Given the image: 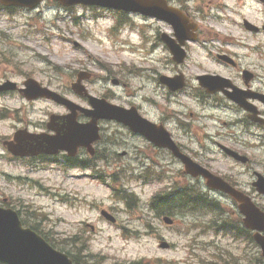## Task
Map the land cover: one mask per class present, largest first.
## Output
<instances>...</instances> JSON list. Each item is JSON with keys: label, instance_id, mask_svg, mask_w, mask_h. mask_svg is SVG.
<instances>
[{"label": "rangeland", "instance_id": "rangeland-1", "mask_svg": "<svg viewBox=\"0 0 264 264\" xmlns=\"http://www.w3.org/2000/svg\"><path fill=\"white\" fill-rule=\"evenodd\" d=\"M204 2L201 6L204 12L194 17L201 27L211 31L212 35L204 31L202 36L212 42L192 45L191 57L206 67L218 69L209 55L214 52L231 55L238 67L226 72L234 74L236 85L243 87L240 71L247 69L254 74L249 89L264 94V32L252 33L243 28L246 20L261 29L263 4L260 0ZM195 4L196 0H190V7ZM113 13L82 6L62 8L53 0H46L34 11H0V76L7 69L15 74L13 80L19 81L21 73H31L38 82L50 84L73 98L70 84L78 71L85 70L94 74L87 84L91 94L111 95L112 103L124 107L132 103L154 120L161 118L157 108L166 109V114L177 113L181 121L190 120L193 113L196 125L206 124L210 129L216 126L225 134L230 129L224 123L229 125L243 119L244 113L239 108L206 113L205 120L196 119L202 113L186 94L168 97L170 103L167 102L164 90L154 78L157 73H172L168 51L157 40L160 33L170 32V27L151 20L146 25L139 16L128 18L133 28L119 26ZM112 78L121 79L124 86H112L109 82ZM19 104L20 101L0 97V106L16 108ZM253 105L264 118V105L256 101ZM49 110H53L50 104H34L28 109L29 117L40 121ZM10 126L9 121L0 122V136L9 134ZM249 131L251 136L246 138L255 149L247 153L256 163L257 173L264 175V127L250 126ZM234 133L241 135L239 130ZM224 163L231 166L227 161ZM2 165L0 161V174L12 172ZM175 168L180 169L178 165ZM178 176L176 172L174 179ZM180 180L178 185L187 183L183 178ZM159 186H142L134 179L127 182L136 197L130 208L114 201L106 188L87 180L74 181L60 193L62 196L54 199H47L37 187H19L5 177L0 192L23 196L40 221L39 227L54 241L73 237L80 250L77 264H254L256 251L233 235L216 231V226H210L212 217L177 216L170 228L152 220L146 205ZM260 202L264 204V199ZM224 206L225 212L233 210L229 202ZM102 208L115 209L117 224L100 217ZM159 237L171 245L168 250L159 249Z\"/></svg>", "mask_w": 264, "mask_h": 264}, {"label": "flooded vegetation", "instance_id": "flooded-vegetation-1", "mask_svg": "<svg viewBox=\"0 0 264 264\" xmlns=\"http://www.w3.org/2000/svg\"><path fill=\"white\" fill-rule=\"evenodd\" d=\"M217 56H215L214 59L218 64L224 65L226 67H235L234 62L220 60ZM199 69V72L201 73L200 75L210 74L216 76L220 74L219 72L210 73L208 70H206L207 72H204L200 67ZM197 77L198 76L195 75L192 79H186V88L191 89V82L194 84L192 89L195 94L191 95V97H195L198 107H201L200 109L202 110H205L206 107L215 108V98L219 96V94L207 95L202 89H200ZM16 93L13 92L12 95H17ZM34 102L35 101L32 103ZM47 102L52 104L50 101ZM57 108L60 109V112L56 113L57 115L67 114V111L64 107L57 106ZM3 112L4 111L0 110V121L5 118ZM51 115L52 113H48L46 118L49 119V116ZM15 118L16 124L11 127V136L6 137L5 140L0 142L1 149H4V141H10L15 131L26 130L30 133L47 134L48 136L43 137L44 143L42 145V149L47 151L55 150V147L49 144L52 141L51 136H53L55 133L48 129V120L45 119L44 121L34 123L31 122L27 116H16ZM76 120L78 123L82 124L87 122L81 113L77 114ZM158 122L168 127V130L173 134L174 139L178 142V147L185 155L189 156L203 167L214 172L211 167H213L215 164L214 162L210 161L209 147L214 146V148H216L218 152L224 157V154L217 148V141L220 139L219 137H209L204 134L201 136L204 129L196 128L192 125V123L189 122L180 123L178 121L166 120H160ZM102 130L103 128L101 125L100 131L102 132ZM126 133H128V131H126ZM103 136L96 144L93 145V157H90L87 148L83 147L78 149L74 157L69 156L67 151L60 150L56 154L43 153L37 156L24 158H18L7 154V157L11 160V165L17 167L21 173L18 175L7 174L6 177L8 179L17 180L18 183L25 185L33 182L43 190L46 189L43 183H46L50 188H54L49 190L58 191L67 185L65 182L72 179L78 180L77 170L79 167L86 168L88 166L87 169H92V167L97 166L101 175L103 176L108 175L110 171L123 176H149L157 173L166 175L174 174V160L170 159V156L165 151L153 148L140 137L129 134V138L110 142L106 135L104 137ZM67 149L69 148L67 147ZM40 174L44 175L42 179H31L32 175ZM224 175L225 176L223 178L226 181L253 200L252 196L254 195L252 191V182H242L236 178V175L233 177L231 176V173L226 171H224ZM40 184L43 185L40 186ZM11 205L12 207L18 206L17 210L20 212L22 218H24V210H21L23 209L24 205H22L20 201H16ZM236 216L239 218L238 215Z\"/></svg>", "mask_w": 264, "mask_h": 264}, {"label": "water", "instance_id": "water-1", "mask_svg": "<svg viewBox=\"0 0 264 264\" xmlns=\"http://www.w3.org/2000/svg\"><path fill=\"white\" fill-rule=\"evenodd\" d=\"M42 0H0L1 4L6 7L21 6L34 8ZM63 6H71L75 4L83 5H97L103 7H113L125 11H140L147 15H156L164 18L168 22H172L175 28L179 31L183 29V26L179 22H173L170 13H166L163 8L164 2L158 0H57ZM264 1V0H262ZM169 48L174 56H180L177 47L169 45ZM163 83L171 86V80L165 79ZM31 86L29 93L31 96H47L54 98L57 102H64L60 97L40 90L38 86ZM73 89L80 91L78 85H74ZM231 98L242 105L246 110L256 112L242 102V93L235 92L231 95ZM95 103H97L94 100ZM97 113L104 114L109 119H120L129 124L134 130H144L147 127L146 124L138 122L134 117L122 118L119 108L113 106L96 105ZM122 118V119H121ZM253 120L259 121L256 117ZM263 123L262 121H259ZM150 139L155 135L154 132L143 133ZM78 136H81L79 132ZM171 148L172 146L169 145ZM184 160V159H183ZM187 172L192 176L202 175L207 179V185L213 189H219L229 193L232 197L239 199L237 194L233 190L229 189L219 179L211 176L207 172L201 170L194 165H186ZM261 192L264 193V186L261 185ZM241 211L246 215L245 225L249 228L256 230H264V216L258 212L253 206L243 204ZM108 218V217H107ZM109 219V218H108ZM166 223H170L165 219ZM256 241L262 248L264 256V238L255 236ZM162 247H165L164 245ZM0 261L6 264H71L65 255H62L54 251L50 246L46 244L41 238L30 231H21L17 219L14 214L10 212H0Z\"/></svg>", "mask_w": 264, "mask_h": 264}, {"label": "trees", "instance_id": "trees-1", "mask_svg": "<svg viewBox=\"0 0 264 264\" xmlns=\"http://www.w3.org/2000/svg\"><path fill=\"white\" fill-rule=\"evenodd\" d=\"M212 207H213V205H212ZM223 226H227V224H224ZM228 227V226H227ZM225 229H229V228H225ZM48 242H50L54 247H56V248H58L59 250H61V251H66V253L68 254V255H71V251L70 250H74L75 249V246H77V244L76 243H73V247L70 249V250H65L63 247H60L59 245H57L55 242H53V241H51V240H47ZM75 250H77V251H80V250H78V249H75ZM70 257H73V255H71Z\"/></svg>", "mask_w": 264, "mask_h": 264}]
</instances>
